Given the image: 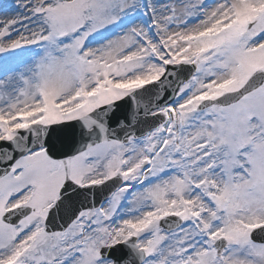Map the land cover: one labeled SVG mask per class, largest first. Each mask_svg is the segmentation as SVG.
Wrapping results in <instances>:
<instances>
[{
	"label": "snow or ice",
	"instance_id": "snow-or-ice-1",
	"mask_svg": "<svg viewBox=\"0 0 264 264\" xmlns=\"http://www.w3.org/2000/svg\"><path fill=\"white\" fill-rule=\"evenodd\" d=\"M24 46L0 264H264V0H0Z\"/></svg>",
	"mask_w": 264,
	"mask_h": 264
},
{
	"label": "rangeland",
	"instance_id": "rangeland-1",
	"mask_svg": "<svg viewBox=\"0 0 264 264\" xmlns=\"http://www.w3.org/2000/svg\"><path fill=\"white\" fill-rule=\"evenodd\" d=\"M161 2H163V0H161ZM143 20L145 22H148L150 20V17L144 16ZM15 34L16 33L14 32L13 36H15ZM32 48L35 49V46H24L21 49L11 50L8 53L0 54V61L5 63L6 65H16L24 60H27L32 55H27V52Z\"/></svg>",
	"mask_w": 264,
	"mask_h": 264
}]
</instances>
